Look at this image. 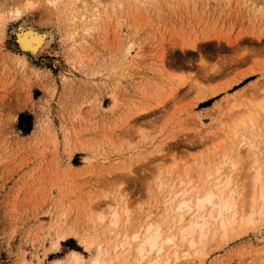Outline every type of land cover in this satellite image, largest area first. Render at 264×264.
Listing matches in <instances>:
<instances>
[{
    "label": "rangeland",
    "instance_id": "rangeland-1",
    "mask_svg": "<svg viewBox=\"0 0 264 264\" xmlns=\"http://www.w3.org/2000/svg\"><path fill=\"white\" fill-rule=\"evenodd\" d=\"M78 3L0 0V264L109 259L99 249L122 233L170 227L173 193L221 164L242 209L250 162L264 161V0ZM29 29L41 45L25 48ZM227 236L193 264H264V217Z\"/></svg>",
    "mask_w": 264,
    "mask_h": 264
},
{
    "label": "bare ground",
    "instance_id": "bare-ground-1",
    "mask_svg": "<svg viewBox=\"0 0 264 264\" xmlns=\"http://www.w3.org/2000/svg\"><path fill=\"white\" fill-rule=\"evenodd\" d=\"M78 1L81 10L83 8V11H86L85 0ZM94 2L91 1L93 8H95L92 10V14L95 13L94 11L99 12L101 6L100 2ZM84 16L85 14H83V18ZM33 32L32 29H29V31L21 33V41L25 48H34L36 44L43 42L38 36L39 34L36 36ZM196 47V44H193V48ZM24 60L26 61L25 57ZM260 109H262L260 103L246 109L244 113L236 118L231 131L235 132L238 127L256 122L253 119L259 114ZM254 147L255 145L251 142L249 148L252 156L257 154ZM235 163H232V168L236 166ZM251 163L253 170L246 175V177L248 176L247 184L249 185L247 192L250 198L245 201V191L240 193L244 199L242 209L239 208L238 200L235 198V192L238 189V184L233 182L235 176H225L226 173H230L227 172L230 167L227 168L225 164H221L216 169L206 173V181L201 186H197V184L195 186L194 184L191 189L185 186L176 191V194L173 193L174 196L171 200L178 199V203L176 206L177 212L170 227L164 229L165 226L162 227V224L151 222L132 234L122 231L124 233L121 235V240H117L110 249H99L100 254H98L101 256L107 255L109 259L104 257L95 258L90 264H127L124 262L127 259L126 255L134 248L141 253V257H144L146 253L154 249L157 253L162 254L166 251V247H169L170 252L168 250L167 253H164L165 259H162L160 255L147 261V264H170L171 261L173 262L172 259H174V264H193L202 255L199 247H202L210 237L221 236L226 238L229 232L254 225L258 218L264 217V161L260 163L259 159H255ZM121 216L120 211H114L112 223L114 225L119 224ZM134 243L137 245H134ZM82 262V254L79 251L71 250L69 264H82Z\"/></svg>",
    "mask_w": 264,
    "mask_h": 264
},
{
    "label": "trees",
    "instance_id": "trees-1",
    "mask_svg": "<svg viewBox=\"0 0 264 264\" xmlns=\"http://www.w3.org/2000/svg\"><path fill=\"white\" fill-rule=\"evenodd\" d=\"M211 101V100H210ZM26 116V114H20L19 117V126L20 128H22L24 131L29 132L31 130V124H29L27 127L23 126V119ZM29 118L31 119V116H29Z\"/></svg>",
    "mask_w": 264,
    "mask_h": 264
}]
</instances>
